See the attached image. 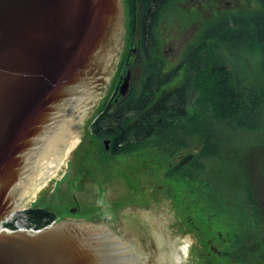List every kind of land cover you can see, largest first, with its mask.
Masks as SVG:
<instances>
[{"label":"flooded vegetation","instance_id":"obj_1","mask_svg":"<svg viewBox=\"0 0 264 264\" xmlns=\"http://www.w3.org/2000/svg\"><path fill=\"white\" fill-rule=\"evenodd\" d=\"M221 2V7H226L229 11L230 23H232L233 14L240 12L244 16L241 26L246 27L248 0ZM121 3L125 35L149 31L158 24L154 17L167 3L165 10L167 18L164 17L165 12H163L161 23L164 24L166 38L174 45L183 39L177 33L194 32L199 29L198 15L201 11L210 14V5L207 0H134L132 7L137 10L133 24L130 20L128 1L121 0ZM173 7H177L182 12L196 14V20L192 21L193 28L169 29V21L174 18L178 10ZM179 20L185 25L184 20ZM244 34H247V31L243 29V37H245ZM130 40L131 43L125 40L122 45L120 57L112 75L113 79L118 71L124 48L133 47L136 51L133 52V57L128 54L125 58L124 71L122 70V75L115 83L110 96L111 84L107 87L108 83H105L104 89L97 87L98 89L94 90L93 95L98 94L96 99H91L93 95L86 97L85 101L88 103L84 106L86 113L81 135L85 131L86 120L90 121L85 140H82L84 142L88 138L87 146L83 151L79 149L82 142L77 146L74 151L79 150L76 159H70L67 169L57 178V183L55 181L56 185L50 191L51 207L44 204L34 206L38 209L46 207L52 216L47 223L53 225L62 220L107 224L116 239L115 254L124 260V264H264V146H261L263 144L248 148L241 146L237 150L234 146H229L224 154L227 158L224 161V177L216 175L212 177H218L220 184H210L212 178H206L200 168V159L211 157L213 154H199V151L165 153L163 161L150 159L144 163V169L137 168V163L133 167L124 168L122 176L129 177L133 184L124 183L122 187H117L108 185L105 181L112 196L103 186H99L97 199L107 207H111V213L103 205L101 207L94 204L89 207L82 205L79 194L87 191L86 185L92 183V178L97 173L89 162L92 146L101 145L98 157L106 155L109 163L112 159L118 163V156L122 154L130 156L132 149L142 150L148 145H153L132 148L129 143L131 146L127 147L126 151H120V146L126 145L128 141L126 131H122L125 133L120 140L122 143L119 138L104 133L107 130L103 127L111 126L108 122L112 116L108 114L105 118L106 114L103 112L117 107L111 106V102L119 103L126 100L127 95L117 99L116 97L118 86L127 67L130 66L135 70L137 64L141 62L154 61L150 57L141 55V42L137 43L136 35ZM168 56L163 60L177 61ZM104 102L105 105H102ZM125 108L130 109V107ZM102 113L105 120L102 119L98 127L94 128L93 124ZM116 118L117 126L122 128L136 125V120H127L126 114H117ZM145 125H161L165 128L164 123L158 121H149ZM105 140L108 141V145H105ZM132 140L135 141L136 137ZM155 146L167 148L158 144ZM137 173L147 174L149 178L145 183L140 181L136 184ZM63 180L65 182L62 188ZM201 180L204 184H200ZM155 207L162 208L161 215L154 213Z\"/></svg>","mask_w":264,"mask_h":264},{"label":"water","instance_id":"obj_2","mask_svg":"<svg viewBox=\"0 0 264 264\" xmlns=\"http://www.w3.org/2000/svg\"><path fill=\"white\" fill-rule=\"evenodd\" d=\"M123 18L121 0H0V221L23 203L49 121L85 118V97L109 82ZM131 83L128 66L116 99ZM115 245L107 224L62 220L36 234L0 232V264H124Z\"/></svg>","mask_w":264,"mask_h":264},{"label":"trees","instance_id":"obj_3","mask_svg":"<svg viewBox=\"0 0 264 264\" xmlns=\"http://www.w3.org/2000/svg\"><path fill=\"white\" fill-rule=\"evenodd\" d=\"M127 1L130 20L134 24L137 8L132 7L134 0ZM221 1L207 0L210 14L199 13V29L189 31L192 38L185 44L186 51L178 57V62L163 60L168 55L172 57L166 47V44L171 45V40L166 38L161 23L167 3L154 17L158 24L149 31L128 33V40L136 35L137 43L141 42V55L154 61L142 65L140 83L133 84L126 100L111 102V106L117 107L103 112L105 118L108 114L112 116L108 122L111 126L103 127L107 130L105 134L120 141L125 135L122 131H126L128 141L120 146V151H126L131 145L132 148L148 144L175 146L183 140L184 134H200L204 136L200 154L218 156L221 142L218 135L213 134L215 130L210 121L224 122L234 129L258 127L254 121L257 116L262 118L264 112V0H249L246 27L241 26L244 16L240 12L233 14L230 23L229 11L221 7ZM176 12L191 13L179 9ZM174 19L179 29L188 28V22L195 21L196 14L192 13L191 18L187 16L185 25L175 15ZM243 29L247 31L245 37L242 36ZM241 49L247 50L252 57L247 63L240 56ZM123 59L125 56L120 65ZM245 64H248L247 71ZM103 113L93 124L94 128L105 120ZM117 114H126L127 120H136V125L117 126ZM149 121L163 122L165 128L145 125ZM134 137L135 141L132 140ZM27 216L38 225L52 219L48 209H30Z\"/></svg>","mask_w":264,"mask_h":264},{"label":"rangeland","instance_id":"obj_4","mask_svg":"<svg viewBox=\"0 0 264 264\" xmlns=\"http://www.w3.org/2000/svg\"><path fill=\"white\" fill-rule=\"evenodd\" d=\"M249 2V0H248ZM222 3V2H221ZM248 10H249V3H248ZM169 14V13H168ZM175 16L176 19H181V20H185V18L187 16H189L191 18L192 13L190 14H186V13H178L175 12ZM164 17L167 18V14L165 12ZM174 19V18H171ZM169 21V20H168ZM174 20L169 21V29L170 28H177L174 25ZM173 22V24H172ZM188 26L191 28H193V23L192 22H188ZM121 29H122V45L125 42V40L128 39V35H125V28H124V19L122 20V24H121ZM177 30V29H176ZM179 31V30H178ZM178 35H180L183 39L179 40V43L177 45H174L172 42H170L171 45L168 46V50H169V54L172 56L171 59L173 60H177L178 62V57H181L183 55V53L186 51L185 48L187 45H185L186 43L190 42L191 38L190 37V32H181L180 34L177 33ZM130 43V41L128 42ZM131 51V48L129 49L124 48L123 50V56H125L127 53L129 54V52ZM122 56V57H123ZM240 56L243 58L244 63H247L249 60L248 59H252L251 55L248 53L247 50H242L240 52ZM122 61V60H121ZM120 61V62H121ZM124 61L125 59H123V62L120 65V68H118V71L115 73L116 75H114L113 79L111 76L107 87H109L110 85V90H109V96L112 93V90L114 88L115 83L118 81V79L120 78V76L122 75V70L124 71ZM145 63L141 62L137 65V68L133 71V77H134V81L133 84L135 85H139L141 77H142V65ZM240 66H243V64H238ZM245 70L247 71L248 68V64L244 65ZM116 68V67H115ZM115 71V69H114ZM113 71V72H114ZM113 75V74H112ZM115 81V82H113ZM105 105V102L102 104ZM99 113V111L97 112V114ZM85 120V119H84ZM83 120V121H84ZM87 124L85 125L84 129L85 131L83 132V135H81V139H80V143L82 142V140H85L86 137V132L87 129L89 127V122L86 120ZM258 127L252 130H247V129H243V128H237L234 129L233 127H231L230 125H226L224 122L223 123H219V122H213L210 121L209 123L213 126L214 128V135H218L219 139L218 141L221 142L220 144V155L215 156V155H211V157H207V158H201L199 163H200V168L202 171V174H205L206 178H212L213 175H216L218 177H224L225 175V163L224 161L227 160V158L224 156V154L228 151V147L229 146H234L237 149H239L241 146L248 148L251 146H254L256 144H263L261 146H264V112H263V116L261 118L260 116L256 117V121H254ZM83 129V126L81 127V130ZM85 135V136H84ZM91 137V136H89ZM183 140L181 142H179L178 145H167V148L162 149L159 146H155V145H148L145 149L142 150H136V149H132V153L130 156H125V155H120L117 157V161L118 163H116V161L114 159L111 160V163H109L108 157L106 155L104 156H99V149L101 145H94L92 146V150L90 151V166L92 168H95L97 173L96 176H94L92 178V183H88L86 185L87 191H83L79 194L80 200H82V205L89 207L91 204L94 205H98V206H104L105 209L107 210H111L112 208L109 206L107 207L105 204H102L101 202L98 201L97 199V190L99 189V186H103L105 190H108L109 195L112 196L111 191L109 190L108 185L111 186H117V187H122V184L127 183V184H133L134 182L132 180H130L129 177H123L122 176V170H124V168H129V166L133 167L135 163H137V168L139 169H144L145 167V162L150 161V159H154L157 160L159 162L163 161L165 153L166 154H177V153H183V152H198L200 154V150L202 149L203 145H204V136L200 135V134H184L182 135ZM88 139V138H87ZM86 139V141H87ZM86 141L82 142V144L79 146V149L81 151L84 150V148L87 146L86 145ZM159 147V148H158ZM166 150V151H163ZM79 151V150H78ZM78 151L74 152V149L72 150V152L69 154L68 158L61 164V166L59 167V169L56 171V173L47 181V183L35 194L32 196H28L27 200L25 201V205L27 207H31L33 205H35L36 203L38 204H44V205H48L51 207V200H52V196L50 195V191L52 188L55 187L56 183H57V178L60 177V175H62L64 172V170L67 169L68 164L70 163V159H76L77 155H78ZM142 163V164H141ZM147 167H151V166H147ZM211 169V170H210ZM33 177V176H31ZM212 178L211 182H209L210 184H220V180L219 178ZM149 177L147 176V174H143V173H137L136 175V184L139 183L140 181L144 182L148 179ZM31 179V178H30ZM216 181H213V180ZM119 180L121 181L119 183ZM56 181V183H55ZM105 181L107 182V184L105 183ZM64 180L61 182V186L63 188L64 185ZM260 183H262V181L260 180ZM179 183H177L178 185ZM200 184H204V182L201 180ZM57 189V186H56ZM263 199V198H262ZM264 200V199H263ZM30 205V206H29ZM52 206H54L53 202H52ZM15 218L18 217V214H16L14 216Z\"/></svg>","mask_w":264,"mask_h":264},{"label":"bare ground","instance_id":"obj_5","mask_svg":"<svg viewBox=\"0 0 264 264\" xmlns=\"http://www.w3.org/2000/svg\"><path fill=\"white\" fill-rule=\"evenodd\" d=\"M84 119L70 118L49 121L48 124L50 126L46 128L22 185L24 187L23 197L25 199L18 209L23 210L27 207L25 201L28 196L35 195L56 173L72 150L78 146ZM13 215H16L14 211Z\"/></svg>","mask_w":264,"mask_h":264},{"label":"built area","instance_id":"obj_6","mask_svg":"<svg viewBox=\"0 0 264 264\" xmlns=\"http://www.w3.org/2000/svg\"><path fill=\"white\" fill-rule=\"evenodd\" d=\"M10 231L20 230V231H38V227L34 224L27 222L25 219L17 220L13 227H9Z\"/></svg>","mask_w":264,"mask_h":264}]
</instances>
